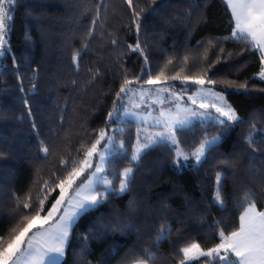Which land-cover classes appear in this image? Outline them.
Masks as SVG:
<instances>
[{
    "label": "trees",
    "instance_id": "trees-1",
    "mask_svg": "<svg viewBox=\"0 0 264 264\" xmlns=\"http://www.w3.org/2000/svg\"><path fill=\"white\" fill-rule=\"evenodd\" d=\"M164 2L133 0L134 5L145 8L140 43L151 61L153 73L167 57L175 58L167 69L168 74L179 70L185 55L189 56L190 71L182 74H203L202 69L214 63L207 76L217 80V91L225 88L221 83L224 80L248 83L247 93L236 92L235 87L226 92L227 100L244 122L228 129L207 161L198 167L178 170L172 154L165 148L150 150L135 170L129 192L112 197L79 219L70 237L65 264H79L76 253L82 246L81 237L86 235L91 253L86 259L93 264L101 259H109V264H132L135 255L151 246L162 222L170 225L172 235L158 245L159 264H178L172 253L187 243L194 241L210 248L219 243L221 229L228 233L238 228L242 190L261 192L251 170L252 165L257 170L264 168V143L259 142L264 135V82L255 75L259 70L258 56L241 54L243 45L229 40L222 44L223 58L215 63L218 52L208 46V41L227 36L231 31L230 13L222 0H207L202 21L199 14L194 13L191 18L186 15L185 0H167V6L161 7ZM110 5L106 27L118 37L119 46L113 50L107 41L97 38L82 52L77 73L71 55L74 49L81 48L83 29L90 24L92 15L79 14L85 4L77 5V0H17L15 4L7 37L11 51L0 57V234L7 233L14 218H19L13 197L19 196L22 204L31 190L35 198L43 179L53 171L58 172L61 158L69 152L75 154L82 140L91 142L88 136L93 130L105 127V117L112 108L124 69L128 70L130 79L140 73L143 58L127 48L137 39L130 11L122 0H110ZM152 9L157 11L153 13ZM205 48H208L207 60L203 58ZM119 53L125 54L123 68L115 59ZM89 68L93 72L100 70V76L91 85L87 83L92 76ZM34 78L35 92L31 90ZM74 79L75 86L71 83ZM21 82L23 93L19 90ZM170 83L179 91L180 81ZM194 90L192 86L189 91ZM25 96L32 109L31 117L23 103ZM61 115L65 117L62 128ZM33 121L36 129L32 128ZM253 123L257 142L249 148L244 137L252 130ZM85 124L87 133L81 127ZM205 131L216 135L219 129L194 122L192 128L178 135L187 147L199 143ZM126 139L134 142V126L126 133ZM41 140L52 151L47 158L40 151ZM253 148L257 151L253 152ZM227 158L233 160V167L219 163ZM192 163L189 161V165ZM127 166L128 160L121 158L113 165L118 171ZM217 172H224L227 177L223 185V207L214 200ZM38 178L40 182L34 184ZM118 182L117 179V185ZM56 195L58 190L49 200ZM129 201L136 202L134 210H129ZM257 208L264 210V200L257 202ZM117 217L121 223L133 225L131 231H106L116 225ZM107 249H113L110 258L102 255ZM202 261L203 258L194 264Z\"/></svg>",
    "mask_w": 264,
    "mask_h": 264
},
{
    "label": "snow or ice",
    "instance_id": "snow-or-ice-1",
    "mask_svg": "<svg viewBox=\"0 0 264 264\" xmlns=\"http://www.w3.org/2000/svg\"><path fill=\"white\" fill-rule=\"evenodd\" d=\"M16 3L17 0H0V57L11 51L7 37L11 31ZM81 3L85 6L80 9L79 14L92 15L90 24L83 29L81 48L74 49L71 55L77 73L80 71L82 52L88 50L97 38L107 41L113 50L119 46L118 37L106 27L110 0H77V5ZM122 3L130 11L131 24L137 35L136 43L128 44L127 48L144 61L140 73L130 79L128 70L124 69L120 86L114 94L112 108L105 117V127L93 130L88 136L91 142L82 140L75 154L69 152L61 158L58 172L53 171L47 179H43L35 198L31 190L23 198L22 204L19 196L13 197L17 203L14 211L19 213V218H14L7 233L0 234V264H65L70 237L79 219L108 203L112 197H120L129 192L135 178L134 172L150 150L165 148L172 154L173 164L178 170L189 166L198 167L207 161L228 129L244 122L236 109L228 103L226 92L228 88L235 87L236 92L247 93V82L236 84L234 81L224 80L221 83L225 88L217 91V80L207 76V72L215 66L214 63H209L202 69L203 74H182L190 71L188 55L180 61L178 71L168 74L167 69L175 58L167 57L159 70L153 73L151 61L140 43L141 17L145 8L134 5L133 0H122ZM185 3L188 5L186 15L189 18L195 13L199 14L201 21L204 19L203 11L207 0H185ZM222 3L230 13L231 31L227 36L208 41V46L218 52L215 63L220 62L223 58L221 54L225 53L223 42L231 40L242 44L241 54L247 52L258 56L259 70L255 75L264 82V0H222ZM89 4L91 6H87ZM166 6L167 0L161 4V7ZM115 10L113 7V12ZM156 11L157 9H152L153 13ZM207 52L208 48H205V60L208 59ZM124 55L119 53L115 57L122 68L125 63ZM88 71L92 73L87 82L91 85L100 76V70L97 68L93 72L89 68ZM171 81H180L179 91ZM71 83L75 86L77 80L74 79ZM192 86H195V90L189 95ZM36 88L34 78L31 90L35 92ZM19 90L22 93L25 91L22 82ZM23 103L31 117L32 109L26 96ZM64 119L61 115V128ZM194 122L219 129V132L211 135L205 131L199 143L185 147V142L178 134L192 128ZM132 126L135 128V140L130 143L126 139V133ZM81 127L83 133H87L86 124ZM32 128H37L34 121ZM251 129L244 137V143L249 148L257 142L254 123ZM259 142L264 143V135ZM39 143L44 158L52 154L44 140ZM252 151L257 150L253 148ZM118 158L127 159L129 166L122 171L116 170L113 165ZM189 161L193 163L189 165ZM219 163L229 168L234 166L231 158ZM251 170L253 177L258 180L261 192L242 190L243 196L239 204L242 212L238 228L228 233L221 229L219 243L210 248H203L194 241L187 243L172 253V258H178V264H194L200 262L201 258L202 264H264V210L257 208V202L264 200V168L257 170L252 165ZM226 178L224 172L216 173L214 200L221 207L224 206L223 185ZM39 182L38 178L34 184ZM57 190L58 195L49 200ZM47 204L50 206L46 207ZM135 207L136 202L129 201V210H134ZM120 220L117 217L116 225L106 231L123 233L134 227L121 223ZM171 235L170 225L160 223L151 246L135 255L132 264H159L161 254L158 245ZM81 241L82 246L76 253L79 264H93L86 259L91 254L88 247L89 236L81 237ZM112 252L113 249H107L102 255L110 258ZM97 264H109V259H101Z\"/></svg>",
    "mask_w": 264,
    "mask_h": 264
},
{
    "label": "rangeland",
    "instance_id": "rangeland-1",
    "mask_svg": "<svg viewBox=\"0 0 264 264\" xmlns=\"http://www.w3.org/2000/svg\"><path fill=\"white\" fill-rule=\"evenodd\" d=\"M93 2H98V0H93ZM89 6H91V5L89 4ZM191 93L192 92H190V91L188 92L189 95H191ZM228 103H229V101H228Z\"/></svg>",
    "mask_w": 264,
    "mask_h": 264
}]
</instances>
